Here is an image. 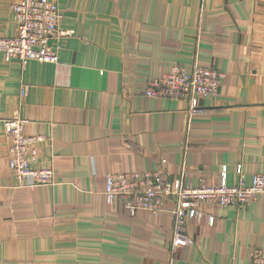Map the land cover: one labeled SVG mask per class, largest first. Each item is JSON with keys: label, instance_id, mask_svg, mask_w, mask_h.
Returning <instances> with one entry per match:
<instances>
[{"label": "crops", "instance_id": "0c3cea01", "mask_svg": "<svg viewBox=\"0 0 264 264\" xmlns=\"http://www.w3.org/2000/svg\"><path fill=\"white\" fill-rule=\"evenodd\" d=\"M0 0V38L18 25ZM63 16L58 64L0 54V264H251L264 250V196L202 204L194 243L173 245L174 204L130 214L105 197L109 173L159 171L193 187L244 186L264 174V0H54ZM221 72L217 98L146 95L175 65ZM26 89L24 93L23 90ZM27 121L38 167L29 186L10 169L4 121ZM214 217L213 225L209 218Z\"/></svg>", "mask_w": 264, "mask_h": 264}, {"label": "built area", "instance_id": "2783aa9c", "mask_svg": "<svg viewBox=\"0 0 264 264\" xmlns=\"http://www.w3.org/2000/svg\"><path fill=\"white\" fill-rule=\"evenodd\" d=\"M12 12L18 25V34L13 38H0V54L7 62L17 60L22 65L30 61L58 64L60 47L52 46V39H60L70 33L61 29L62 14L54 0H19L12 5ZM224 75L214 67H196L187 71L183 65L148 83L146 95L161 99H188L191 110L199 112L200 98H217ZM26 92V89L23 90ZM27 121L14 117L4 121L6 137L10 143V169L17 179L29 186L55 184L53 168L37 166L39 152L35 144L43 137L25 135ZM239 185L193 187L181 180L164 179L159 171L121 172L106 175L105 197L109 205L122 202L130 214L146 210L159 215L164 212L165 202L174 204L175 248L193 244L187 235L186 224L204 218L202 204H216L222 207H242L264 196V174L253 177L252 184L245 187L242 167ZM214 217L209 218L210 225ZM251 264H264V250L257 249L251 254Z\"/></svg>", "mask_w": 264, "mask_h": 264}]
</instances>
